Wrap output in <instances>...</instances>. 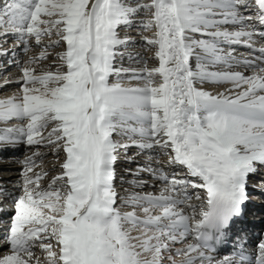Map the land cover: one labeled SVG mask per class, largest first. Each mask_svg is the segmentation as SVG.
Returning <instances> with one entry per match:
<instances>
[{"label":"snow or ice","instance_id":"obj_1","mask_svg":"<svg viewBox=\"0 0 264 264\" xmlns=\"http://www.w3.org/2000/svg\"><path fill=\"white\" fill-rule=\"evenodd\" d=\"M134 26L152 33L141 39L157 62L140 72L118 65L131 39L118 30ZM0 57L21 74L0 98V150H31L19 194L0 191V214L11 213L0 264H164L165 253L264 264V236L235 259H216L210 244L242 216L250 175L264 181V0H3ZM42 148L55 157L48 170ZM121 153L124 163L145 155L131 174L159 180L157 194L123 176L132 189L118 194ZM220 201L235 211L213 232L204 223Z\"/></svg>","mask_w":264,"mask_h":264},{"label":"bare ground","instance_id":"obj_2","mask_svg":"<svg viewBox=\"0 0 264 264\" xmlns=\"http://www.w3.org/2000/svg\"><path fill=\"white\" fill-rule=\"evenodd\" d=\"M3 0H0V3H2ZM125 29L121 28L119 31V34L121 36L127 35L129 36L130 42L127 44L126 47L121 48V51L124 53L122 58H119L118 60V65L123 67V68H128V69H133L137 72H140L141 69L144 66V62L147 61L148 67H153L156 66L157 62L152 59V51L146 48V42L141 39L142 36H151V32H143L142 30L138 29ZM55 39V37H52ZM47 42V38H45V43ZM12 43L11 38H9V45L10 46ZM41 49L38 47H33L32 51L29 53V55H37ZM62 50V46L60 48H53L50 50V55L47 60H43L40 62V65H48V64H53V55L56 52H59ZM239 52L241 53H247L249 50L245 48H240L238 49ZM253 55H259V53H254ZM17 60H20L23 62L25 59H27V56L24 55L22 51H19L17 49L16 52V57ZM0 98H3L5 96L12 95L14 92L18 91L19 89V84L16 83L15 81L17 78L21 75L19 69L16 67L15 63L9 64L8 63V57H0ZM245 74H250L249 72H245ZM125 75V80L124 83L126 85H134L137 82L136 81H129L128 74ZM206 90H219L215 88L213 85L210 84H205L204 85ZM3 125H0L2 127ZM43 152H46V155L43 157V169L48 170L51 166L52 163L55 162V157L53 156L52 152L50 149H40ZM30 149L26 145H19L15 150H2L0 152V191L3 192L4 196H8L9 194L12 195H18L19 194V187H18V182L21 179V172H22V166L18 162L23 159V157L27 154H30ZM135 149H129L128 155L131 156L133 155V152ZM150 155H154L153 153H148ZM123 153H121V159L117 161L115 164V169H116V183L115 187L120 195H125V190L126 189H132V186L128 183H121V177L123 176L124 181H129L132 179H141L145 180L148 183L144 186L143 189L141 188H135L132 189L136 192L144 191V192H152L153 194H157L159 187L161 186V182L159 180H153L150 174L147 173H141L139 177H133L131 174L132 170H135L138 165H143L145 162V155L142 154L138 156L132 163H124L123 162ZM166 158L161 156V166H163V161ZM39 163V161H38ZM153 166L156 167V162L153 160ZM129 169L130 171L125 173L123 170L124 169ZM173 171H176L173 169ZM55 174L54 172H49V177L51 175ZM255 180L256 182L259 183H264L258 176L254 177L251 176L249 177V183L251 181ZM254 181V182H255ZM44 184H47V180L44 181ZM250 190V199L255 198V195H258V188L255 187V190L251 187L249 188ZM261 196V195H260ZM0 199H3L2 196H0ZM10 202V200L8 201ZM263 199L259 201V203H253L250 204L247 201H245L246 207L243 208L242 210V216L244 220H237V222L241 224H245L247 226V229L249 228L248 226L250 225L251 227V234L253 231H256L259 233L258 237H256L253 240V246L255 247L258 239L261 236H264V203ZM117 204H119V199H117ZM182 207V206H181ZM130 210L129 208H121V211H128ZM187 211V209H184ZM9 214H0V221H7L8 220V215ZM132 235H136L135 232L132 233ZM0 236H2V232H0ZM191 239V238H189ZM251 241V240H250ZM182 245H173V247H181ZM173 256L175 257L174 253ZM169 253H165L164 256L167 257ZM216 259H220L219 257H215ZM164 264H168L167 260H164Z\"/></svg>","mask_w":264,"mask_h":264},{"label":"clouds","instance_id":"obj_3","mask_svg":"<svg viewBox=\"0 0 264 264\" xmlns=\"http://www.w3.org/2000/svg\"><path fill=\"white\" fill-rule=\"evenodd\" d=\"M234 209L226 201L214 202L213 210L208 218L205 220L204 227L209 230H222L227 226L228 221L234 214ZM218 218H222L218 220ZM183 256L173 257L171 264H183Z\"/></svg>","mask_w":264,"mask_h":264},{"label":"rangeland","instance_id":"obj_4","mask_svg":"<svg viewBox=\"0 0 264 264\" xmlns=\"http://www.w3.org/2000/svg\"><path fill=\"white\" fill-rule=\"evenodd\" d=\"M116 168V167H115ZM251 198V197H250ZM253 199V198H252ZM169 254H171V253H169ZM173 255V254H172ZM165 259H166V257H165ZM167 260V259H166Z\"/></svg>","mask_w":264,"mask_h":264}]
</instances>
